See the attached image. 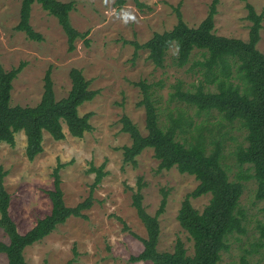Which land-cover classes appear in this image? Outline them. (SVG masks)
Masks as SVG:
<instances>
[{"label": "rangeland", "instance_id": "374dc122", "mask_svg": "<svg viewBox=\"0 0 264 264\" xmlns=\"http://www.w3.org/2000/svg\"><path fill=\"white\" fill-rule=\"evenodd\" d=\"M73 2L69 14L73 28L79 33H88V46L84 39L75 41V50L68 51L67 37L55 17L44 11L39 4L30 9L29 24L40 34L41 41L29 40L24 32L17 31L21 0H0V64L9 71L20 62L25 67L12 82L11 105L35 106L43 93V78L51 71L56 100L67 96L71 88L69 72L80 70L89 89L97 91L90 101L78 107L79 115L92 113L89 123L93 130L80 139L69 135L65 126V138L55 141L43 134V151L33 161L25 155L26 137L23 132L15 135L11 147L0 142V166L6 171L4 187L10 196L9 214L17 231L24 234L38 220L50 214L51 201L48 191L53 190L52 171L57 164L60 169V188L66 206L74 207L90 194L95 173L89 172L104 164L102 178L92 192V207L84 211L87 219L69 218L40 242L23 251L26 264H151L131 262L138 256L143 245L136 238L146 237L142 222L132 207V195L141 178L142 205L153 216L162 194L167 193L164 213L159 217L160 235L158 252H172L177 240L193 254V243L180 227L177 214L184 197L193 192L198 181L194 176L180 174L175 167L168 171L157 170L158 161L152 149H145L133 167L123 162L122 147L131 143L128 134L121 131L120 119L127 116L146 135L145 112L138 102L142 90L135 83L144 82L157 107L159 122L169 124V111L173 105L183 110L182 118L193 125L207 119L214 126L213 135L221 137L223 150L221 163L229 180L234 181L239 171L234 152L237 146H246L245 131L237 123L216 125L217 114L197 115L194 109L179 102H169L179 83L182 90H194L200 81L191 70L193 60H202L195 51L191 60L183 67L174 65L176 49L171 47L164 67L155 66L148 60V51L135 48L146 43L154 33L170 31L177 23L176 9L188 27H197L207 16L213 0H138L139 9L132 0L121 8L116 0H57ZM214 16V34L247 41L250 21L247 20L246 5H251L257 14L263 15L260 40L257 50L264 55V0H217ZM195 69V68H193ZM211 89L212 86H210ZM176 117V112L171 115ZM208 139L210 134L204 133ZM187 138L190 135H186ZM178 139L184 138L178 133ZM239 200L244 212L245 234L228 238L230 249L221 256L219 264H239L250 243L258 238L257 225L263 222L264 201L255 198L254 180L243 181ZM210 194L191 199L199 213L208 205ZM0 242L7 244L8 238L0 229ZM250 264H264L258 253L248 255ZM5 254L0 253V264H6Z\"/></svg>", "mask_w": 264, "mask_h": 264}, {"label": "trees", "instance_id": "16d2710c", "mask_svg": "<svg viewBox=\"0 0 264 264\" xmlns=\"http://www.w3.org/2000/svg\"><path fill=\"white\" fill-rule=\"evenodd\" d=\"M129 0H116L115 6L121 9ZM141 9L143 4L132 0ZM39 4L49 15L56 18L67 37L68 51L75 50V41L84 39L88 46V33H79L71 25L69 14L74 3L57 0H21L19 23L15 29L24 32L29 40L41 41L40 34L33 31L29 24L30 9ZM218 1L213 0L206 18L197 27H188L181 13L176 9L177 23L170 30L154 33L143 45L135 48L148 51V60L163 68L165 56L171 47L176 49L174 65L185 66L192 54L197 51L202 60H193L191 70H196L200 81L194 90L180 88L178 83L174 92L169 93V102H179L184 107L195 110L197 115L216 113L218 121L228 124L237 123L245 131L246 146H237L234 152L239 171L234 181L229 180L227 171L221 163L223 144L221 137L213 135L214 126L207 119L193 125L182 118L183 110L175 105L169 111V124L159 122L157 107L149 92L150 86L144 82L135 83L142 90V99L138 102L144 108L146 135H142L137 126L127 117L120 119L121 131L128 134L131 143L122 147L123 162L136 167V158L145 150L152 149L153 157L159 162L157 170L168 171L175 167L180 174L194 176L198 185L186 195L177 214L180 227L188 234L193 243V254L186 255V249L177 240L172 252H158L156 247L160 235L159 217L164 213L167 193L162 194L159 207L153 216L142 205L141 190L144 184L141 178L137 190L132 195L131 205L142 222L146 237L136 236L143 245L142 252L131 257V262H151V264H219L224 252H228V238L245 234L244 212L239 200L243 191V181L254 180L255 198L264 201V55L256 48L260 40L262 14H257L251 5H246L250 21L247 41L227 38L214 34V16L217 14ZM25 67L20 62L17 67L6 71L0 64V142L14 147L15 135L23 132L26 137L25 155L29 161L43 151V134L47 133L55 141L65 138L63 126L74 138H82L93 130L89 123L92 113L79 115L78 107L90 102L97 91L89 89L90 81L85 80L80 70L69 72L71 88L66 97L56 100L53 91L51 71L48 69L43 78V93L35 106L11 105L12 82ZM195 68V69H193ZM212 86L213 89L210 88ZM176 112V117L171 115ZM210 134L208 139L205 132ZM178 133L184 138L178 139ZM186 135H190L187 138ZM61 164L52 171L53 190L48 191L51 201L50 214L37 221L35 226L24 234L17 231L9 214L10 196L4 187L6 171L0 166V229L8 238V243L0 242V253L5 254L6 264H26L23 251L40 242L51 234L57 226L69 218L87 219L84 211L92 207V192L106 175L104 164L89 172L95 173L89 196L74 207H68L63 201L60 188L59 171ZM210 194L208 205L199 213L190 200ZM264 219V215H263ZM258 238L250 243L239 264H250L248 255L258 253L264 261V220L257 225Z\"/></svg>", "mask_w": 264, "mask_h": 264}]
</instances>
